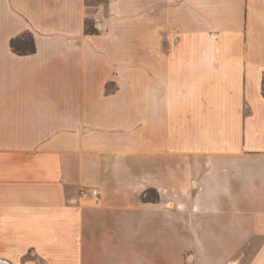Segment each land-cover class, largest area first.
Wrapping results in <instances>:
<instances>
[{"label": "crops", "instance_id": "1", "mask_svg": "<svg viewBox=\"0 0 264 264\" xmlns=\"http://www.w3.org/2000/svg\"><path fill=\"white\" fill-rule=\"evenodd\" d=\"M0 260L264 264V0H0Z\"/></svg>", "mask_w": 264, "mask_h": 264}, {"label": "trees", "instance_id": "2", "mask_svg": "<svg viewBox=\"0 0 264 264\" xmlns=\"http://www.w3.org/2000/svg\"><path fill=\"white\" fill-rule=\"evenodd\" d=\"M86 23V31L91 34H98L96 29H93ZM12 50L19 55H30L36 52L35 38L32 34H24L16 37L11 41ZM144 203H157L160 200L159 194L155 189H148L141 197Z\"/></svg>", "mask_w": 264, "mask_h": 264}, {"label": "built area", "instance_id": "3", "mask_svg": "<svg viewBox=\"0 0 264 264\" xmlns=\"http://www.w3.org/2000/svg\"><path fill=\"white\" fill-rule=\"evenodd\" d=\"M103 193L98 189L81 188L79 196L82 198H90L94 202H98Z\"/></svg>", "mask_w": 264, "mask_h": 264}, {"label": "rangeland", "instance_id": "4", "mask_svg": "<svg viewBox=\"0 0 264 264\" xmlns=\"http://www.w3.org/2000/svg\"><path fill=\"white\" fill-rule=\"evenodd\" d=\"M96 2H97V1H93V3H96ZM101 2H102V1H101ZM88 24H90L89 26H90L91 28L93 27V29H96L98 33L100 32V30H98V28H97L96 26H94V24H93L92 21H88ZM198 50H201V49H198ZM221 50L226 51L227 49L224 48V47L221 48L220 45L218 44V51H221Z\"/></svg>", "mask_w": 264, "mask_h": 264}, {"label": "bare ground", "instance_id": "5", "mask_svg": "<svg viewBox=\"0 0 264 264\" xmlns=\"http://www.w3.org/2000/svg\"><path fill=\"white\" fill-rule=\"evenodd\" d=\"M0 264H12V263L8 262L7 260L6 261L5 260H0Z\"/></svg>", "mask_w": 264, "mask_h": 264}]
</instances>
